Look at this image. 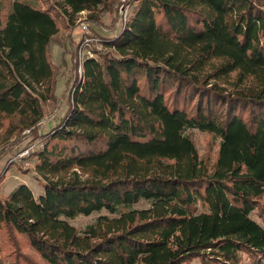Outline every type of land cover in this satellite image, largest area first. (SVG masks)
<instances>
[{"label":"trees","instance_id":"obj_1","mask_svg":"<svg viewBox=\"0 0 264 264\" xmlns=\"http://www.w3.org/2000/svg\"><path fill=\"white\" fill-rule=\"evenodd\" d=\"M120 3L0 0V158L26 130L39 137L29 156L43 187L0 195V258L264 264V0H134L116 32ZM103 8L115 15L106 38ZM84 11L102 46L67 79L68 108L40 135L43 104L57 99L49 43L58 18L72 28ZM187 128L220 139L213 158ZM101 209L114 216L82 231L67 220Z\"/></svg>","mask_w":264,"mask_h":264},{"label":"rangeland","instance_id":"obj_2","mask_svg":"<svg viewBox=\"0 0 264 264\" xmlns=\"http://www.w3.org/2000/svg\"><path fill=\"white\" fill-rule=\"evenodd\" d=\"M31 1L37 3V0ZM114 17V12L107 11L104 8L100 13V22L105 29L98 30V33L103 35L104 38L112 36L114 34L112 25ZM85 18L86 12L84 11L82 15H80L78 21H84ZM58 26L59 31L52 37L49 43L51 61L56 66V73L58 77L55 88L57 99L55 101H47L43 104L44 117L41 120V123H38V130L40 135L50 131L58 123V121L65 114L68 108L67 95L65 94L67 79L71 78L73 81L74 76L75 78L76 76L80 77L78 68L77 72L76 70H72V60L70 54L71 51L75 49L78 50L79 54V27L78 25L72 28L66 27L65 23L62 21V18H58ZM91 28L94 29L96 27L91 23ZM68 33L71 35L70 43L69 38L67 37ZM100 46L102 45L92 43L90 46L85 48L83 50V52H85V57L90 55L93 48L96 49ZM24 133L25 137L23 138V140L12 147L6 154H4L0 158V195H9L22 183L29 185L36 198L40 195V193L43 192L41 182L37 178L36 173L33 171L36 157L29 156L31 152L39 148V137L33 138L27 130ZM185 133L191 135L198 149V152L202 157L207 155L210 158H213L220 141L218 137L196 128H187L185 130ZM32 145H34L33 150L30 151L25 160L17 158V154L21 149ZM146 206L147 203L144 201H140L139 203L132 205L133 208H142ZM199 209H201V206H199ZM101 214L114 216V214L109 213L107 210L101 209L99 211H93L88 215L79 214L72 218H67V220L79 231H82L87 225L94 223L96 218ZM250 216L255 221L260 222V218L256 210L252 211L250 213ZM0 264H8V261L0 258ZM190 264L201 263L198 259H194Z\"/></svg>","mask_w":264,"mask_h":264},{"label":"built area","instance_id":"obj_3","mask_svg":"<svg viewBox=\"0 0 264 264\" xmlns=\"http://www.w3.org/2000/svg\"><path fill=\"white\" fill-rule=\"evenodd\" d=\"M134 0H121V3L119 5L118 8V20H117V29L116 32L122 30V28L124 27V25L126 24L129 15L131 13V8L133 5ZM83 12H81L82 15ZM79 27V54H78V60H79V66H78V70H79V75L81 74L82 71V60L85 56V52H83V50L85 48H87L88 46H90L92 43H97L100 44L101 42V38L99 35L95 34L89 23L87 21H81L78 24ZM114 35V34H113ZM41 123V121L39 122V124ZM34 145L26 147L21 149L18 154H17V158L19 159H26V157L29 155L30 151L33 150ZM27 163V162H26Z\"/></svg>","mask_w":264,"mask_h":264},{"label":"crops","instance_id":"obj_4","mask_svg":"<svg viewBox=\"0 0 264 264\" xmlns=\"http://www.w3.org/2000/svg\"><path fill=\"white\" fill-rule=\"evenodd\" d=\"M29 186V185H28ZM43 193V192H42ZM42 193H40V194H42Z\"/></svg>","mask_w":264,"mask_h":264}]
</instances>
